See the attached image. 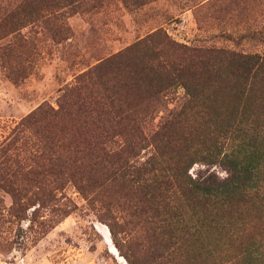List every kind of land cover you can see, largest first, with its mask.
<instances>
[{
	"label": "trees",
	"instance_id": "16d2710c",
	"mask_svg": "<svg viewBox=\"0 0 264 264\" xmlns=\"http://www.w3.org/2000/svg\"><path fill=\"white\" fill-rule=\"evenodd\" d=\"M23 1L33 8L16 7L0 21V39L14 38L0 47L14 55L25 45L22 28L42 10L55 17L59 3ZM180 87L184 100L168 108L169 95ZM37 124L38 139L46 140L24 152L39 157L9 165L32 174L31 194L10 191L15 235L23 244L58 221L45 215L63 188L50 186L52 175L67 173L85 192L94 183L83 179L106 168L107 180H119L148 206L143 212L165 247L162 254L201 257L206 264H264V54L189 45L158 28L78 75L58 108L40 105L15 132ZM115 136L116 148L102 145ZM143 150L148 154L141 160ZM49 151L59 157L45 155ZM197 161L225 165L227 175L193 176L189 168ZM178 193L188 219L172 204L169 194Z\"/></svg>",
	"mask_w": 264,
	"mask_h": 264
},
{
	"label": "rangeland",
	"instance_id": "374dc122",
	"mask_svg": "<svg viewBox=\"0 0 264 264\" xmlns=\"http://www.w3.org/2000/svg\"><path fill=\"white\" fill-rule=\"evenodd\" d=\"M33 6L23 0H0V21L16 7L27 11ZM53 9L55 17L42 10L22 28L25 45L22 51L16 49L21 55L0 47V264H206L201 257L162 254L153 221L143 212L148 206L119 180H107L106 168L101 175L91 173L83 179L86 185L87 180L94 183L85 192L67 173L52 175L50 186L63 188L45 215L58 221L40 239L23 244L15 235L18 223L10 214V191L25 188L31 194L32 174L9 165L25 156L28 160L22 162L32 164L39 156L24 151L42 148L46 137H37L41 124L25 127L24 136L15 128L40 105L58 108L61 94L78 75L158 28L189 45L264 54V0H59ZM8 41L12 44L14 38L0 39V45ZM184 96L177 88L167 99L168 108L178 106ZM15 136L17 144L11 145ZM117 141L115 136L102 145L116 148ZM147 154L143 150L141 160ZM45 155L59 157L51 151ZM66 156L64 152L62 159ZM103 164L106 167V161ZM189 172L222 179L228 170L220 163L197 161ZM169 195L177 213L188 219L182 196ZM27 223L21 222L23 227Z\"/></svg>",
	"mask_w": 264,
	"mask_h": 264
}]
</instances>
